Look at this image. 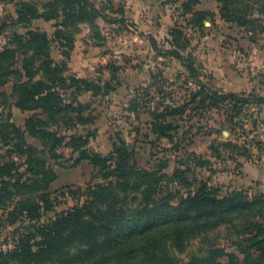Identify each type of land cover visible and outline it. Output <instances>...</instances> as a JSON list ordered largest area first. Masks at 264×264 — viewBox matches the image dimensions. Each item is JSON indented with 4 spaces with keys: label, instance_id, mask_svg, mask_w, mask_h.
I'll use <instances>...</instances> for the list:
<instances>
[{
    "label": "trees",
    "instance_id": "16d2710c",
    "mask_svg": "<svg viewBox=\"0 0 264 264\" xmlns=\"http://www.w3.org/2000/svg\"><path fill=\"white\" fill-rule=\"evenodd\" d=\"M199 2L182 0L180 7L184 15H190L189 23L200 29L214 13L197 9ZM220 2L223 20L244 27L260 22L264 30V0ZM18 5L16 15L7 16L0 26V35L13 32L0 43V87L14 80L13 105L35 113L26 119L24 129L8 119L0 123L4 151L0 154V224L23 223L13 247L0 250V264H224L220 260L224 255L229 258L226 264H264V193L223 191L207 176L190 179L187 174L197 169L216 172L210 159H202L196 151L186 153L170 174L167 160L155 169L139 166L135 148L120 135L113 138V149L106 154L90 148L97 135L90 126L97 117L87 113L90 105L77 97L85 91L97 95L102 87L89 79L65 75L49 49L53 41L61 46L72 44L69 28L96 21L98 10L91 0H53L43 12L30 2ZM39 18L54 21L53 35L34 24ZM95 33L100 36L98 29ZM171 34L172 39H167L170 54L183 60L194 75L192 56L182 53L191 40L182 27H175ZM197 85L183 103L162 104L150 113L153 134L172 143L175 152L184 148L186 134L192 138V120L198 118L196 124L200 123L204 111L221 107L222 99L231 97L233 104L227 109L226 120L233 121L247 100L234 92L221 93L201 81ZM4 95L0 92V97ZM176 117L190 123L181 134L180 121L169 120ZM80 128L88 129L82 133ZM27 135L39 140L41 147L30 144ZM221 145L240 147L232 140ZM62 147L78 154L72 165L87 162L98 168L101 182L89 184L85 193L71 189V194L79 199L85 196L84 200L42 222L44 214L58 205L50 188L58 177L52 161L58 163L64 157ZM244 151L236 157L253 156L252 151ZM213 152L212 157L221 158L219 148ZM222 226L239 238L232 244L242 258L218 242L214 231ZM192 240L199 241L197 249L181 260L175 251L184 253Z\"/></svg>",
    "mask_w": 264,
    "mask_h": 264
},
{
    "label": "rangeland",
    "instance_id": "374dc122",
    "mask_svg": "<svg viewBox=\"0 0 264 264\" xmlns=\"http://www.w3.org/2000/svg\"><path fill=\"white\" fill-rule=\"evenodd\" d=\"M50 1L53 0H0V26L4 20L7 21V16L16 15L19 2H30L39 12H43ZM157 1L160 8L152 14L148 12L151 7L141 0H91L98 10L96 21L92 25L83 22L69 28L74 39L72 44L61 46L55 41L50 44V55L65 75L89 79L102 87L97 95L85 91L77 97L83 104L90 105L87 113L91 112L97 117L90 126L97 132L90 141V148L106 154L113 149V138L120 135L135 148L139 166L155 169L161 161L167 160L169 167L166 171L170 174L177 161L185 159L190 151H196L202 159H207V148L211 153L219 148L221 158L216 159L221 162L230 159L231 155L236 160V153L244 151L242 149H246L244 152L252 151L253 156L245 157L247 160L263 162L264 30L259 26L260 22L244 27L225 21L219 15L220 0H205L208 8L204 10L211 9L214 15L205 19L204 26L199 29L189 23L190 15H184L181 11L182 0ZM34 24L53 35L54 21L39 18ZM175 27H182L191 40L190 47L182 53L185 57L189 54L192 56L194 75H191L183 60L170 54L171 45L167 39H172L171 30ZM17 29L21 31L22 27L18 26ZM96 29L100 36L95 33ZM12 34H1L0 43L4 44L6 37ZM153 39L156 40L155 47ZM17 67L20 68L21 63ZM199 81L221 93L234 92L247 100L240 105L241 112L233 121L226 120L227 109L233 104L231 97L222 99L221 107L204 111L200 123L196 124L198 118L192 120V138L186 134L181 145L184 148L175 152L172 143L165 138L158 140L153 134L150 113L162 104L183 103V100L190 98L191 90L197 89ZM5 85H8L7 90L0 87V92L5 93L4 97H0V123L8 119L24 129L26 119L35 111L14 106V80ZM134 105H137L136 110L132 109ZM169 120L180 121L182 127L179 134L189 129L190 123L187 121L177 117ZM86 130L80 128L82 133H86ZM209 131L213 132L209 134ZM26 139L30 144L41 147L35 137L27 135ZM228 140L237 143L241 150L240 147L226 148L221 145ZM2 148L0 142V154L4 152ZM60 152L64 157L59 164L52 161L53 167L56 165L59 168L57 174L60 179L56 180L58 183L55 187L50 188L58 205L44 214L42 222L84 200L85 196L79 199L78 195L71 194V189L79 188L81 193H85L89 184L101 182L98 168L87 162L72 165V159L78 154L73 153L71 148L62 147ZM190 165L194 166L195 163L190 162ZM203 170L190 172L187 177L204 178L207 172ZM170 187H174V184ZM228 190L232 189L223 187V191ZM181 191L185 189L181 188ZM22 226L21 222L0 224V250L7 251L13 247V239ZM214 233L228 252H237V246L232 242L239 238L226 226ZM198 242L192 240L184 253L175 251V254L181 260H187L191 251L197 249ZM239 256L243 257L241 254ZM220 260L226 264L229 258L224 255Z\"/></svg>",
    "mask_w": 264,
    "mask_h": 264
},
{
    "label": "crops",
    "instance_id": "0c3cea01",
    "mask_svg": "<svg viewBox=\"0 0 264 264\" xmlns=\"http://www.w3.org/2000/svg\"><path fill=\"white\" fill-rule=\"evenodd\" d=\"M145 1L147 6L151 9L149 13L155 14L158 12L159 2L157 0H141ZM217 1H215L216 3ZM210 3V2H209ZM217 6V5H216ZM197 9H206V1L201 0V3L197 4ZM210 8V7H209ZM211 10V9H210ZM159 17V16H158ZM157 17V18H158ZM165 22V18H164ZM8 86V85H7ZM7 86L1 87V90H7ZM208 158L213 162V169L215 173L211 174L210 171L204 169L203 172H207L206 176L211 177V182L216 186H223L229 189H249L250 193L262 192L264 193V163L260 160H247L244 156H238L236 160L228 159L224 162L211 156L210 149L208 150ZM210 152V154H209ZM205 155V154H204ZM56 172L59 173V168L54 166ZM60 179L59 176L56 180ZM53 182L52 186L55 187L58 182ZM3 214V210L0 209V216Z\"/></svg>",
    "mask_w": 264,
    "mask_h": 264
},
{
    "label": "built area",
    "instance_id": "2783aa9c",
    "mask_svg": "<svg viewBox=\"0 0 264 264\" xmlns=\"http://www.w3.org/2000/svg\"><path fill=\"white\" fill-rule=\"evenodd\" d=\"M262 126H264L263 124H261ZM262 161L264 163V145H263V150H262Z\"/></svg>",
    "mask_w": 264,
    "mask_h": 264
}]
</instances>
